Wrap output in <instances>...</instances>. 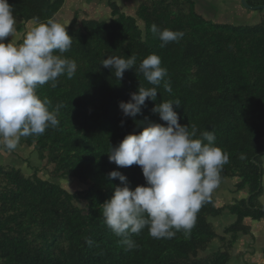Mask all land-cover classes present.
<instances>
[{"label":"trees","instance_id":"trees-1","mask_svg":"<svg viewBox=\"0 0 264 264\" xmlns=\"http://www.w3.org/2000/svg\"><path fill=\"white\" fill-rule=\"evenodd\" d=\"M65 1L8 3L26 22L34 17L46 22L55 19ZM105 1L112 20L75 18L67 31L73 43L64 56L76 62L73 78L62 75L56 87L49 83L37 90L50 101V110L61 106L60 123L43 135L21 137L19 143L45 163L44 169L32 167L27 176L21 169L0 166V264H244L249 253L240 254L235 247L252 236L246 222L264 221L258 203L264 174V20L256 26L213 22L196 11L195 0H143L129 16L115 0ZM248 1L264 5V0ZM153 24L184 36L161 48ZM151 54L167 69L172 92L161 85L156 101L146 100L140 115L126 118L120 102H128L140 84L152 86L134 70L118 81L101 61L135 55L138 67ZM176 99L181 101L180 107L173 106L179 123L214 131V146L229 156L216 189L236 179V190L245 197L221 208L214 190L190 233L154 239L146 227L130 237L137 247L127 250L102 220L100 205L112 197L114 186H122L108 173L120 171L132 189L146 181L138 166L118 168L107 154L110 146L150 123L166 126L152 109L162 100ZM227 210L235 221L218 234L214 220ZM215 242L221 244L216 250Z\"/></svg>","mask_w":264,"mask_h":264},{"label":"clouds","instance_id":"clouds-1","mask_svg":"<svg viewBox=\"0 0 264 264\" xmlns=\"http://www.w3.org/2000/svg\"><path fill=\"white\" fill-rule=\"evenodd\" d=\"M13 13L8 0H0V150L9 152L17 148L21 137L40 136L58 127L61 106L50 110V101L42 100L37 90L49 83L56 87L62 75L72 79L77 69L76 62L64 56L73 43L67 26L54 18L40 22L34 17L33 27L21 43H16ZM151 31L161 41V48L184 36L181 31L161 30L156 24ZM8 37L12 39L5 43ZM136 62L135 55L108 56L100 64L118 81L127 70H134L152 86L140 84L128 102H120L123 116L131 119L141 114L146 100L156 101L161 85L165 92H172L170 81L165 79L167 69L161 66L158 55H148L138 67ZM174 105L180 107L181 101L162 100L152 109L166 126L150 123L139 134L126 135L118 146H110L107 154L118 168L138 166L146 181L132 189L120 171L108 173L110 180L118 179L122 186H114L112 197L100 205L102 220L122 238L127 250L137 247L130 237L146 227L154 239H172L179 231L190 233L229 161L228 154L214 146V131L181 125Z\"/></svg>","mask_w":264,"mask_h":264},{"label":"rangeland","instance_id":"rangeland-1","mask_svg":"<svg viewBox=\"0 0 264 264\" xmlns=\"http://www.w3.org/2000/svg\"><path fill=\"white\" fill-rule=\"evenodd\" d=\"M142 1L143 0H121V2H117V0H115L121 12L129 16L135 15ZM246 1L249 2L248 0ZM195 4L196 11L208 18H212L214 20L213 22L219 20L220 22H230L238 26H256L264 20V10L246 9L242 6L241 0H195ZM14 17L17 21L18 30L14 37V41L16 43H21L25 33L33 27V24L31 21L26 22L18 15H14ZM75 18L79 19L80 22L82 20L107 22L112 20L113 16L112 10L105 0H66L55 19L67 26L66 30L68 31ZM11 39V37L6 38L5 43L10 42ZM13 154H15V157ZM9 157L8 151L4 154L1 152L0 166L6 167L5 165H9L21 169L27 176L32 175V167L36 170H42L45 166V163L38 161L35 153L31 152V150H27V148L21 146L20 143H18L15 150L11 151L12 159H9ZM28 158H30V161H28ZM262 166L264 171V157L262 159ZM41 176L48 178V174L45 171L41 172ZM262 183L263 193L258 197V203L264 207V174ZM236 184V179H230L223 183L218 189H215L214 193L218 206L221 208L227 205L232 206L235 204L234 202L237 200L241 201V199L245 197L242 192H237ZM67 185L69 186V183ZM73 187H76V185H73ZM234 221L235 217L227 210L219 218L214 220V227L217 233L220 234L225 227L231 225ZM246 224L251 227L252 236H244L241 238L235 247L236 252L245 255L249 253V256L244 259V264H264V221L254 222L248 220ZM213 245L214 250L221 247V244L218 242H215Z\"/></svg>","mask_w":264,"mask_h":264},{"label":"water","instance_id":"water-1","mask_svg":"<svg viewBox=\"0 0 264 264\" xmlns=\"http://www.w3.org/2000/svg\"><path fill=\"white\" fill-rule=\"evenodd\" d=\"M241 4L244 8L249 9V10H264V5L262 6H251L248 5L246 0H241Z\"/></svg>","mask_w":264,"mask_h":264},{"label":"crops","instance_id":"crops-1","mask_svg":"<svg viewBox=\"0 0 264 264\" xmlns=\"http://www.w3.org/2000/svg\"><path fill=\"white\" fill-rule=\"evenodd\" d=\"M1 152H3V154H4V153L7 152V150H0V154H1ZM8 152H9V151H8ZM9 155H10L9 159H12V157H11V152H9ZM13 156L15 157V154H13Z\"/></svg>","mask_w":264,"mask_h":264}]
</instances>
